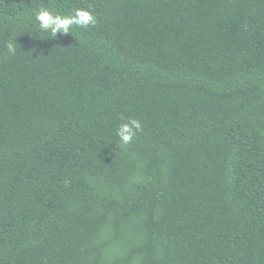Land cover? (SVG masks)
I'll use <instances>...</instances> for the list:
<instances>
[{"label":"trees","instance_id":"16d2710c","mask_svg":"<svg viewBox=\"0 0 264 264\" xmlns=\"http://www.w3.org/2000/svg\"><path fill=\"white\" fill-rule=\"evenodd\" d=\"M0 264H264V0H0Z\"/></svg>","mask_w":264,"mask_h":264},{"label":"clouds","instance_id":"9594fccd","mask_svg":"<svg viewBox=\"0 0 264 264\" xmlns=\"http://www.w3.org/2000/svg\"><path fill=\"white\" fill-rule=\"evenodd\" d=\"M33 16L39 30L48 33V36L53 38L57 37V33L61 35L70 33L74 26L88 28L89 26H95L97 23L96 15L91 10L83 7L76 8L67 15L54 12L47 7H41L33 13ZM14 38L13 42L7 44V49L11 54H15L17 51ZM140 131H142L141 122L133 118L121 123L116 129V135L122 145H128Z\"/></svg>","mask_w":264,"mask_h":264}]
</instances>
